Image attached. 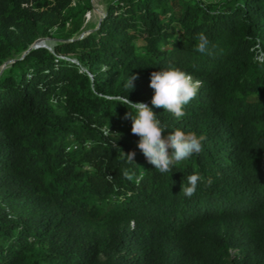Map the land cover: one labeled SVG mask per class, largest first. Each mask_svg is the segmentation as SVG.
I'll use <instances>...</instances> for the list:
<instances>
[{
    "label": "trees",
    "instance_id": "1",
    "mask_svg": "<svg viewBox=\"0 0 264 264\" xmlns=\"http://www.w3.org/2000/svg\"><path fill=\"white\" fill-rule=\"evenodd\" d=\"M91 9L0 0V264H264V0H105L82 31ZM168 68L202 81L181 118L151 104ZM123 96L201 152L153 168Z\"/></svg>",
    "mask_w": 264,
    "mask_h": 264
},
{
    "label": "clouds",
    "instance_id": "2",
    "mask_svg": "<svg viewBox=\"0 0 264 264\" xmlns=\"http://www.w3.org/2000/svg\"><path fill=\"white\" fill-rule=\"evenodd\" d=\"M209 41L206 36H199V43L196 51L206 53ZM137 77L129 76L125 87L131 90L134 87L133 81ZM202 81L196 80L193 76L178 68H168L160 71H153L150 78V87L154 89L151 104L154 107L172 113L176 118L183 117L186 113L184 106L193 100ZM118 103L127 106L130 111L125 113V119H131V132L139 137L137 146L143 153L146 160L160 173H172V167L189 159L193 154L202 150L203 135L198 136L195 132H185L180 129L167 131L166 125L162 124L155 114L144 102H132L127 96L119 97ZM110 129L105 130L107 135ZM122 151V150H121ZM123 155L129 162H134L135 152L129 151ZM188 186L183 187V194L192 197L198 183L204 178L197 172L187 176ZM212 178L205 180L206 186H210Z\"/></svg>",
    "mask_w": 264,
    "mask_h": 264
},
{
    "label": "rangeland",
    "instance_id": "3",
    "mask_svg": "<svg viewBox=\"0 0 264 264\" xmlns=\"http://www.w3.org/2000/svg\"><path fill=\"white\" fill-rule=\"evenodd\" d=\"M92 1V9L86 13L85 20L83 22V25L81 27L82 31L89 30L93 28V26L96 25L100 17L104 13L105 9V0H91ZM51 42V39L49 38H42V43L45 46H49ZM10 62H6L0 66V73L8 67Z\"/></svg>",
    "mask_w": 264,
    "mask_h": 264
},
{
    "label": "water",
    "instance_id": "4",
    "mask_svg": "<svg viewBox=\"0 0 264 264\" xmlns=\"http://www.w3.org/2000/svg\"><path fill=\"white\" fill-rule=\"evenodd\" d=\"M42 45H44V44L42 43V38L37 39L33 44L30 45V47H29L27 50H25V51L22 53V55H21L20 57H23V56L28 52V50H30L31 48H33V47H37V46H42ZM8 61L11 63V62L14 61V59H11V60H8ZM8 61H6V62H8ZM6 62H5V63H6Z\"/></svg>",
    "mask_w": 264,
    "mask_h": 264
}]
</instances>
